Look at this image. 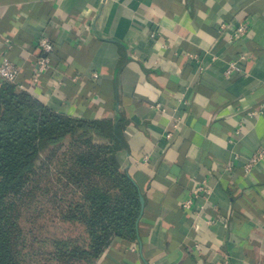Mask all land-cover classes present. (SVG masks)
I'll return each instance as SVG.
<instances>
[{
	"label": "crops",
	"instance_id": "1",
	"mask_svg": "<svg viewBox=\"0 0 264 264\" xmlns=\"http://www.w3.org/2000/svg\"><path fill=\"white\" fill-rule=\"evenodd\" d=\"M42 36L55 50L35 82ZM4 57L43 104L122 134L140 240L114 239L99 264H251L264 251V159L247 166L264 145V0H0ZM231 60L247 73L228 74Z\"/></svg>",
	"mask_w": 264,
	"mask_h": 264
},
{
	"label": "trees",
	"instance_id": "2",
	"mask_svg": "<svg viewBox=\"0 0 264 264\" xmlns=\"http://www.w3.org/2000/svg\"><path fill=\"white\" fill-rule=\"evenodd\" d=\"M66 141L76 149L73 172L81 179L88 168L91 173L92 181L79 185L84 190L81 200L70 206L76 210L71 217L87 229L88 243L80 247L86 259L98 260L116 238L140 240L143 193L120 164L124 139L113 120L57 112L18 84L4 83L0 86V264L23 262L22 228L7 198L23 192L44 154ZM81 145L86 148L79 150ZM107 185L111 188L105 189Z\"/></svg>",
	"mask_w": 264,
	"mask_h": 264
},
{
	"label": "rangeland",
	"instance_id": "3",
	"mask_svg": "<svg viewBox=\"0 0 264 264\" xmlns=\"http://www.w3.org/2000/svg\"><path fill=\"white\" fill-rule=\"evenodd\" d=\"M75 150L69 141L54 146L44 154L23 192L7 198L22 228V264H99L98 260L88 261L81 252L80 247L88 243L87 229L71 217L76 210L70 206L83 195L79 185L92 181L89 168L83 171L84 179L71 169ZM99 180L108 181L106 177ZM251 264H264V251Z\"/></svg>",
	"mask_w": 264,
	"mask_h": 264
},
{
	"label": "built area",
	"instance_id": "4",
	"mask_svg": "<svg viewBox=\"0 0 264 264\" xmlns=\"http://www.w3.org/2000/svg\"><path fill=\"white\" fill-rule=\"evenodd\" d=\"M226 24L222 25V28L225 29ZM251 27V21H242L237 24V26L234 28V31L231 32L230 39L231 40H239L243 38L250 30ZM39 45L42 49V55L38 58L37 61V68L34 72V81L36 82L39 77L49 69L52 63L53 59V54L55 50V44L54 42L48 37V36H42L39 39ZM248 56L247 54L243 53L241 55L242 59H246ZM228 74H233L237 73L238 75H245L246 69L243 68L236 60H231L229 62V66L227 69ZM19 76H20V68L19 66L9 59L8 57H4L0 60V86L3 85L4 83H16L21 87V84L19 82ZM97 77V74H95ZM159 108H163L160 104L157 105ZM253 115L256 114V112L252 113ZM180 126V120L174 121L169 129L167 130L166 137L168 139H171L174 136V132L176 129H178ZM242 134V129L238 128L234 136L231 138L230 141H234L237 136H240ZM145 160L148 158L145 157ZM264 159V145L259 148L251 157H250V162L247 165L248 168H252L255 164L260 162L261 160ZM226 170L230 173L233 170V163L230 161L226 165ZM205 189V181L201 182L199 186L192 192V195H190L186 200L183 202V206L186 209H191V207L194 204V197L199 195V192L201 190ZM212 220L210 221V223ZM226 263L227 260H226Z\"/></svg>",
	"mask_w": 264,
	"mask_h": 264
},
{
	"label": "water",
	"instance_id": "5",
	"mask_svg": "<svg viewBox=\"0 0 264 264\" xmlns=\"http://www.w3.org/2000/svg\"><path fill=\"white\" fill-rule=\"evenodd\" d=\"M141 200H142V203H143V205H144V198H142Z\"/></svg>",
	"mask_w": 264,
	"mask_h": 264
}]
</instances>
